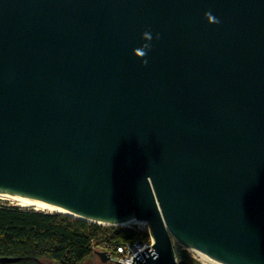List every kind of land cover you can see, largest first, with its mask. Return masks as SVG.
Masks as SVG:
<instances>
[{
  "label": "water",
  "instance_id": "1",
  "mask_svg": "<svg viewBox=\"0 0 264 264\" xmlns=\"http://www.w3.org/2000/svg\"><path fill=\"white\" fill-rule=\"evenodd\" d=\"M0 193L264 264V0H0Z\"/></svg>",
  "mask_w": 264,
  "mask_h": 264
},
{
  "label": "trees",
  "instance_id": "2",
  "mask_svg": "<svg viewBox=\"0 0 264 264\" xmlns=\"http://www.w3.org/2000/svg\"><path fill=\"white\" fill-rule=\"evenodd\" d=\"M81 220L60 212L0 205V264H110L91 250V239L121 242L130 230ZM177 259H191L176 244Z\"/></svg>",
  "mask_w": 264,
  "mask_h": 264
},
{
  "label": "built area",
  "instance_id": "3",
  "mask_svg": "<svg viewBox=\"0 0 264 264\" xmlns=\"http://www.w3.org/2000/svg\"><path fill=\"white\" fill-rule=\"evenodd\" d=\"M142 224V225H141ZM112 230H130L133 233V238L121 242H111L100 238L97 240L91 239V250H103L108 253L109 261L116 264L130 263L131 257L139 252L144 247L153 243L150 237L145 222L142 221H127L117 224L108 225ZM182 249H185L181 246ZM187 250V249H186ZM112 259V260H111ZM175 260H178L175 255ZM116 260V261H113ZM121 261V262H118ZM125 262V263H123Z\"/></svg>",
  "mask_w": 264,
  "mask_h": 264
},
{
  "label": "rangeland",
  "instance_id": "4",
  "mask_svg": "<svg viewBox=\"0 0 264 264\" xmlns=\"http://www.w3.org/2000/svg\"><path fill=\"white\" fill-rule=\"evenodd\" d=\"M0 205H6V206H10V205H16V206H19V207H23V208H32V209H35V210H38V211H43L41 209H36L34 207H24L23 205H21L17 200H14L12 198H8L6 196H3V195H0ZM44 212V211H43ZM142 225V224H141ZM176 242H174V250L177 248L176 247ZM180 250H183L186 255L191 259V263L190 264H207L205 263L204 261L200 260L196 255H194L191 251L189 250H186V249H182L181 248V245L179 247ZM110 262V261H108ZM109 264V263H108ZM110 264H116V263H113V262H110Z\"/></svg>",
  "mask_w": 264,
  "mask_h": 264
},
{
  "label": "clouds",
  "instance_id": "5",
  "mask_svg": "<svg viewBox=\"0 0 264 264\" xmlns=\"http://www.w3.org/2000/svg\"><path fill=\"white\" fill-rule=\"evenodd\" d=\"M205 17L213 23H219V20L214 18L211 13H205ZM157 39H159V35L157 34ZM143 39L145 43L138 49L135 50V55H139L142 57L141 62L142 64L146 65L148 63L145 57L147 56L148 50L151 48V40L153 39L152 34L150 32H145L143 34Z\"/></svg>",
  "mask_w": 264,
  "mask_h": 264
},
{
  "label": "bare ground",
  "instance_id": "6",
  "mask_svg": "<svg viewBox=\"0 0 264 264\" xmlns=\"http://www.w3.org/2000/svg\"><path fill=\"white\" fill-rule=\"evenodd\" d=\"M0 195L6 196L8 198H12L14 200H17L24 207H34L36 209L39 208V209L43 210L44 212L55 211V212L64 213L63 211H61V210H59L57 208H54V207H51V206H47L45 204H42V203H39V202H35V201L29 200V199H26V198H20V197L7 195V194H2V193H0Z\"/></svg>",
  "mask_w": 264,
  "mask_h": 264
}]
</instances>
